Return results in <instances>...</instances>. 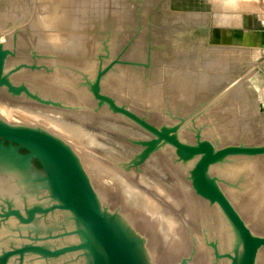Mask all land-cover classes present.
<instances>
[{"label":"water","instance_id":"1","mask_svg":"<svg viewBox=\"0 0 264 264\" xmlns=\"http://www.w3.org/2000/svg\"><path fill=\"white\" fill-rule=\"evenodd\" d=\"M13 53L0 42V264H264V144L148 0L91 58Z\"/></svg>","mask_w":264,"mask_h":264},{"label":"rangeland","instance_id":"2","mask_svg":"<svg viewBox=\"0 0 264 264\" xmlns=\"http://www.w3.org/2000/svg\"><path fill=\"white\" fill-rule=\"evenodd\" d=\"M135 1L0 0V41L13 55L91 58L93 33H108ZM148 1L207 90L233 99L253 141L264 144V56L256 47L264 44V0Z\"/></svg>","mask_w":264,"mask_h":264},{"label":"bare ground","instance_id":"3","mask_svg":"<svg viewBox=\"0 0 264 264\" xmlns=\"http://www.w3.org/2000/svg\"><path fill=\"white\" fill-rule=\"evenodd\" d=\"M225 1H226V0H225ZM232 1H233V0H232ZM216 2H217V1H216ZM216 2H215V4H217ZM229 2H230V1H229ZM218 3H219V2H218ZM224 3H225L224 0H223V1H220V4H224ZM227 3H228V2H227ZM233 3H235V2L233 1ZM236 3H238V2H236ZM239 3H240V2H239ZM217 5L219 6V4H217ZM39 6H40V5H39ZM223 6H224V5H223ZM240 6H241V4H240ZM226 7H227V6H226ZM226 7H225V8H226ZM241 7H242V6H241ZM43 8H44V7H43ZM227 8H228V7H227ZM227 8H226V9H227ZM38 10H40V9H38ZM46 10H47V9H46ZM221 10H222V6H221ZM224 10H225V9H224ZM44 11H45V10H44ZM54 11H55V10H54ZM40 13L42 14L43 12H40ZM50 13H51V12H50ZM42 15H43V14H42ZM53 15H54V17L56 16V14H54V12H52L51 15H48V14H47L48 17L51 16L52 18H53ZM44 16H45V15H44ZM48 17L45 16V18H43V19H46V21H48V20L50 21L51 19H50V18L48 19ZM59 20H60V19H59ZM49 21H48V22H49ZM48 22H47V24H46L47 26H49V25H51V23H53V22H49V23H48ZM58 22H59V21H58ZM60 22H62V21L60 20ZM55 31H56V30H55ZM56 32H58V31H56ZM56 34H57V33H56ZM56 37H57V39H60V40L63 41V39H62L60 36H57V35H56ZM54 40H55V39H54ZM0 42H1V41H0ZM76 42H77V41H76ZM56 43H57V42H56ZM73 43H74V42H73ZM79 43H80V42H79ZM81 43H82V41H81ZM4 45H5V44H4ZM82 45H83V44H82ZM80 46H81V45H79L78 47H80ZM74 47H75V46H74ZM76 47H77V46H76ZM72 48H73V47H72ZM72 48H70V49H72Z\"/></svg>","mask_w":264,"mask_h":264},{"label":"crops","instance_id":"4","mask_svg":"<svg viewBox=\"0 0 264 264\" xmlns=\"http://www.w3.org/2000/svg\"><path fill=\"white\" fill-rule=\"evenodd\" d=\"M257 48L264 47V44L256 45Z\"/></svg>","mask_w":264,"mask_h":264}]
</instances>
